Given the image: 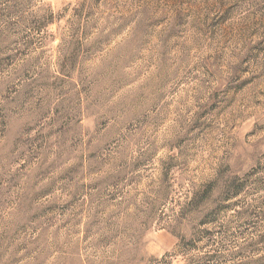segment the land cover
I'll list each match as a JSON object with an SVG mask.
<instances>
[{"label":"rangeland","instance_id":"rangeland-1","mask_svg":"<svg viewBox=\"0 0 264 264\" xmlns=\"http://www.w3.org/2000/svg\"><path fill=\"white\" fill-rule=\"evenodd\" d=\"M0 264H264V0H0Z\"/></svg>","mask_w":264,"mask_h":264}]
</instances>
